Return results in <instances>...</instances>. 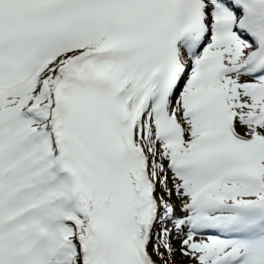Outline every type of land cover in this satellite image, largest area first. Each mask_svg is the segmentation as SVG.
I'll return each mask as SVG.
<instances>
[{
	"label": "snow or ice",
	"instance_id": "6c2138e0",
	"mask_svg": "<svg viewBox=\"0 0 264 264\" xmlns=\"http://www.w3.org/2000/svg\"><path fill=\"white\" fill-rule=\"evenodd\" d=\"M174 240L264 264V0H0V264Z\"/></svg>",
	"mask_w": 264,
	"mask_h": 264
},
{
	"label": "rangeland",
	"instance_id": "374dc122",
	"mask_svg": "<svg viewBox=\"0 0 264 264\" xmlns=\"http://www.w3.org/2000/svg\"><path fill=\"white\" fill-rule=\"evenodd\" d=\"M177 255H179L180 257H182V256L179 254V251H178V252L176 251V256H177ZM183 258H184V257H183ZM184 259H186V258H184Z\"/></svg>",
	"mask_w": 264,
	"mask_h": 264
}]
</instances>
